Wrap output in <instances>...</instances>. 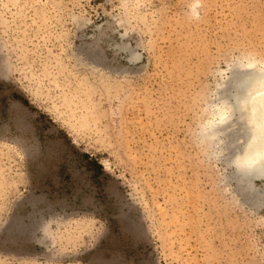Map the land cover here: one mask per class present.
Here are the masks:
<instances>
[{"label": "rangeland", "instance_id": "374dc122", "mask_svg": "<svg viewBox=\"0 0 264 264\" xmlns=\"http://www.w3.org/2000/svg\"><path fill=\"white\" fill-rule=\"evenodd\" d=\"M252 62L264 0H0V264H264L212 127Z\"/></svg>", "mask_w": 264, "mask_h": 264}, {"label": "bare ground", "instance_id": "6f19581e", "mask_svg": "<svg viewBox=\"0 0 264 264\" xmlns=\"http://www.w3.org/2000/svg\"><path fill=\"white\" fill-rule=\"evenodd\" d=\"M226 86L223 89L224 97L220 98L222 108L216 113L219 123L212 124V127L219 126L217 132L224 133L230 119L235 115L239 116L247 142L233 159V164L242 186L253 191L251 183L256 179L264 180V69L253 62L233 68ZM228 90L232 93L231 101H228ZM248 109L251 123L248 120ZM232 135L228 133L229 141H225L227 146L233 144Z\"/></svg>", "mask_w": 264, "mask_h": 264}]
</instances>
